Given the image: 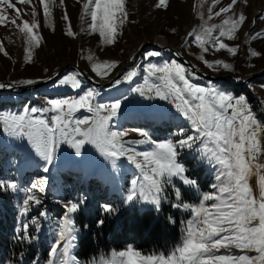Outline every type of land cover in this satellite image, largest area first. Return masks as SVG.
<instances>
[{"label":"snow or ice","instance_id":"6c2138e0","mask_svg":"<svg viewBox=\"0 0 264 264\" xmlns=\"http://www.w3.org/2000/svg\"><path fill=\"white\" fill-rule=\"evenodd\" d=\"M238 0H231L226 7L215 12L219 17L231 12ZM19 4L32 7V21L23 20L21 9L12 0H0V26H14L25 38L28 48L25 61L32 59V47L39 46L42 37L38 34L39 23L32 0H17ZM45 20L52 16L51 6L55 0H39ZM63 5L64 0H60ZM219 3V0H214ZM157 8H166L168 0H158ZM11 10L15 15L9 17ZM63 20L68 22L65 11ZM90 18V22L85 20ZM203 19V17H201ZM212 19V9L209 17ZM264 19V16H261ZM20 23H17V21ZM81 20L87 24L82 29L91 34H98L101 43L112 45L120 34L119 29L127 23L126 0H84ZM246 17L243 13L229 17L220 24L208 25L205 21L201 30L189 33L194 36L196 46L208 53L226 50L235 56L238 46H229L222 38L234 40ZM66 35L74 37L70 22ZM264 38V32H258L251 39ZM0 52L8 55L0 43ZM157 51H149L145 59L160 56ZM250 55H260L250 50ZM208 68L222 66L230 69L231 65L222 60L210 63L204 55L199 57ZM87 60L94 61L89 54ZM117 67L116 61L93 62L91 70L96 76L107 78L111 70ZM144 83L132 87L130 91L140 97L152 100L168 101L176 113L187 122V132L181 128L176 139L157 142L148 133L136 129L143 139L125 141L124 132L113 131L111 122L119 114L122 99L116 98L110 103H95L98 91L87 88L83 93L71 98L48 99L47 107H24L21 113H0V125L10 136L26 138L35 155L45 162L43 171L47 173L54 161L57 147L61 143L74 149L79 156L86 144L93 145L101 156L113 163L125 158L136 170L131 187L123 198V203L135 207L137 204L154 206L157 210L166 198V186H173L172 206L183 208L190 213L184 221L182 237L167 253L145 254L131 244L124 250H112L111 254H101L100 259L92 264H264V122L258 120L248 107L244 96L234 97L214 87H200L191 83L188 69L172 61L157 66L148 63L144 70ZM138 67L124 72L120 78L112 81V87L122 83L131 84L138 75ZM80 73L72 72L58 80L59 86L81 89L83 81ZM21 83L32 85L37 81L28 79ZM0 84V88H4ZM123 99H127L124 97ZM86 110L91 115L80 118L76 113ZM39 113H53L51 119H45ZM149 145L148 150H138L132 145ZM188 149L198 154L200 160L207 161L216 168V183L213 191L199 196L197 203L183 202L181 188L174 185V178L182 185L196 189L198 182L186 174V167L179 162V150ZM256 178L255 188L250 183ZM47 179L34 182L26 189L19 212L27 216L32 206H40L43 201L40 193L45 191ZM16 192L15 182L0 180V191ZM84 200L68 201L61 219L56 222L54 242L48 253L47 264H77L72 249L77 240V229L73 215L77 213ZM105 214H112L115 209L105 204ZM46 216L45 211L39 212ZM99 223L102 225L103 220ZM31 224L39 228L36 217ZM29 224L23 225V240H31L26 235Z\"/></svg>","mask_w":264,"mask_h":264},{"label":"rangeland","instance_id":"374dc122","mask_svg":"<svg viewBox=\"0 0 264 264\" xmlns=\"http://www.w3.org/2000/svg\"><path fill=\"white\" fill-rule=\"evenodd\" d=\"M12 2L24 13L22 19L28 20L31 23L33 19L31 15L32 7L27 4H19L17 0H12ZM83 2L84 0H64L63 5H61L60 0H55V3L51 6L52 16L45 20L39 0H32V4L35 6L37 12L35 19L39 23V28L36 31H38L42 39L38 47H32V59L30 62L25 61V50L28 48V45L25 38L18 32V29L11 25L0 26V43L3 44L5 51L8 53V55H4L3 52H0V84L26 85L21 82L28 79L37 82L48 80L56 74L63 65L70 63H77L82 66V68L95 80L107 82L123 65L132 61L136 51L143 42L155 41L156 36L159 34L166 37L168 45L177 48L198 69L207 74L224 76L233 80L242 81L254 74L264 71V38L251 39L256 33L264 32V19H261V16H264V0H238L231 12L222 14L219 17L215 16L214 13L230 4L231 0H219V3H214V0H168V6L166 8H157L155 5L158 3V0H126L128 21L119 29L120 34L117 36L116 42L112 45L102 44L98 34H91L82 30L87 28V24L81 20ZM209 8L212 9V19L210 20L208 19ZM65 11L69 17L68 22H70L72 30L75 33L74 37L66 35L68 22L64 21L62 18ZM241 13L245 15L246 20L237 32V38L234 40H228L226 37L222 38L223 42L227 43L229 46H238V51L235 56L231 55L226 50H221L219 52L210 50L208 53H203V51L196 46L194 36L189 35L194 29L199 32L201 30V25H203L205 21L208 22V25L220 24L224 19L236 17ZM8 15L9 17H13L15 13L9 10ZM201 17H203V19ZM85 20L90 22V18H85ZM17 23H20V21L18 20ZM250 50L257 51L260 55L253 57L250 55ZM149 51L160 52L164 58L168 55L167 52L160 49ZM145 52L142 53L138 64L134 66L138 67V73L141 61L142 63L146 62ZM89 54L93 55L94 61L87 60ZM201 55H204L205 59L210 63H214L216 60H222L230 64L231 68L224 69L222 66L208 68L203 61L199 59ZM158 59L160 58L156 60ZM172 59L183 65L173 56ZM105 60L116 61L117 67L111 70L107 78H101L96 76L91 70V64L97 61L102 63ZM72 72L78 71L74 69L66 70L57 80L41 87V91L39 92L33 91L24 94H15L8 91L1 92L0 102L16 100L18 97H22L24 102L3 108L0 106V113L18 114L21 113L26 106L38 108L47 107V101L42 100L44 98L46 100L71 98L82 94L83 90L87 88H95L98 93H100L96 98L99 102H103V100L113 101L120 96L122 102L129 101L128 109L122 106L119 112H123L122 115H124V112L129 110V112L125 114V116H128L129 122H127V120L123 122V116H119L115 117L110 125L113 131L127 134L123 137L125 141L143 139L136 129L148 133L151 139L157 142H161L165 139L178 138L175 134H177L181 128H185L187 132V122L184 121L182 117L177 115L173 117L171 114L170 120L176 125L174 130L171 132L169 131L163 139H155L152 136L151 131H153L156 123L149 120L155 117V113L161 110L164 111V106H162V104L165 103H163V100H157V105L148 103L136 106L141 101L148 102V99L142 98L131 91L130 93L133 95H128L127 89L138 86L137 80L140 78L139 75L133 79L131 84L125 82L117 87H112V85L108 88L96 87L91 85L81 75L80 79L83 81L81 89H72L70 86H59L57 83L58 80L64 75ZM188 72L189 77L194 82L208 83L210 87L214 88L215 85H219V82L206 80L189 70ZM219 87H221V85H219ZM253 87H255V85ZM259 96L261 99H264L262 95ZM124 97H127V99H123ZM263 99L262 101L264 102ZM34 100L36 101L35 103H33ZM131 100H134V102ZM149 101H156V99ZM95 103H98V101H95ZM247 104L250 105L251 111L255 113V105L250 101ZM138 108L140 112L137 111ZM38 115H43L45 119L50 120L53 113H50V116L49 113H39ZM85 115L88 114L76 113V117ZM258 116L259 115H257V117ZM139 119L142 120L138 121ZM262 119L264 120V118ZM132 120L139 124L130 125ZM132 147H136L138 150H148L149 145H132ZM188 158L195 159L198 163L196 165L204 166L206 170H210L214 175V183H216L215 167L209 165L207 161L200 160L198 154L191 150H179V162H184ZM183 162L181 163L184 164ZM44 166H46L45 162L35 155L34 150L31 148L26 138L17 139L15 137H10L4 131L3 126L0 125V172L4 174L2 178L0 176V180L15 182L18 186L16 192L8 190L0 191V193L6 194L11 192L15 196L12 197V199L15 198L17 200L18 226L16 231L20 234L17 237V244L20 249H22L19 255H12L8 260L9 262L4 264H47V259L49 258L48 253L55 239L54 232L56 222L62 218L65 212L64 205L68 202L61 200L59 197L65 189L71 194L70 201L84 200V203L81 205L82 207L88 200L85 192L88 180L90 177L96 176L97 179H99V182L96 180V182H94L97 195L99 196L101 194L103 197L109 199L108 197H110V195L115 194L117 197L116 201L118 203H123V198L127 195L131 187V180L135 178L134 173L136 171L125 158H120L113 163L111 159H106L101 156L97 149L90 144H86L81 154L77 156L74 149L70 148L65 143H61L57 147L53 163L47 165L49 168L47 173L43 171ZM185 167L187 170L186 165ZM44 178L47 179V183L44 185L45 191L39 194L43 203L40 206H32L27 216H21L19 209L24 196L27 194L26 189L30 187L32 183L39 182ZM175 181L181 183L178 179L174 178V182ZM250 183L255 188L256 178L253 177ZM185 187L190 188L189 186ZM211 191H213V189H211ZM124 205L129 206L125 203ZM139 205L145 208L156 209L151 205ZM50 207L54 208V212H50ZM40 211H45L46 216L40 217ZM32 217L38 219V229L36 225L31 224ZM25 223L29 224L26 235L31 238L30 241L21 239V236L25 234L23 230V225ZM75 227L78 237L81 230L76 225ZM72 254L75 256L74 248L72 249ZM110 254L111 251L108 255ZM99 259L100 257L97 261ZM76 261L77 264H82L77 258Z\"/></svg>","mask_w":264,"mask_h":264},{"label":"trees","instance_id":"16d2710c","mask_svg":"<svg viewBox=\"0 0 264 264\" xmlns=\"http://www.w3.org/2000/svg\"><path fill=\"white\" fill-rule=\"evenodd\" d=\"M152 47L146 48L145 51ZM144 51V52H145ZM259 83H264V77ZM226 89L233 90L236 94H243L248 101L255 105L259 115V103L252 93L244 87H234L231 83H219ZM43 89V88H42ZM36 92L41 89L35 90ZM18 96V95H17ZM20 96V95H19ZM22 97L16 100L1 101L0 106H14L23 103ZM36 101L34 100L33 103ZM148 123V122H147ZM149 124V123H148ZM171 120L157 124L152 132L155 139H163L169 131L174 130ZM183 162V161H181ZM187 166L186 174L198 182L196 189L186 188L182 183L174 182L176 187L181 188L183 202L197 203L199 196L212 189L214 175L206 170L204 166L198 164L195 159L188 158L183 162ZM1 178L4 174H1ZM99 182L96 176L90 177L86 187L87 202L74 214V224L81 230L74 247L75 256L82 264H91L97 260L101 254L108 255L112 250H122L131 244L134 248L145 254L167 253L182 237L184 221L190 218V213L183 208H176L172 205L176 203L173 198V186L168 185L165 189L166 199L162 201L161 207L145 208L137 204L135 207L118 203L116 195L112 194L109 199L98 196L94 182ZM13 193H0V264L9 262L12 255H19L22 249L18 246V236L16 228L18 226V209ZM63 201H70L71 194L65 189L59 195ZM108 204L115 211L112 214H105L102 206ZM50 207V212L53 211ZM100 220L104 223L101 225Z\"/></svg>","mask_w":264,"mask_h":264},{"label":"water","instance_id":"95a60500","mask_svg":"<svg viewBox=\"0 0 264 264\" xmlns=\"http://www.w3.org/2000/svg\"><path fill=\"white\" fill-rule=\"evenodd\" d=\"M148 47H152L155 49H160L163 50L165 52H167L168 54H170L171 56H173L174 58H176L180 63H182L189 71H191L192 73L196 74L197 76L204 78L206 80L209 81H213V82H221V83H231L234 87H244L250 90V92L253 94V97L259 102L260 108H261V113L264 115V104L262 102V99L260 98V96L253 91L248 84H250L251 82H255L257 81L259 78H261L262 76H264V71L262 73H257L254 74L251 77H248L242 81H237V80H233L224 76H215V75H211V74H207L203 71H201L200 69H198L184 54H182L177 48H174L172 46H163L160 45L158 43H156L155 41H145L143 42L139 49L136 51L134 58L132 59V61L126 63L125 65H123L119 71L107 82H101V81H97L95 80L93 77H91L83 68L82 66H80L77 63H70V64H65L62 66V68L60 70H58V72L56 74H54L51 78H49L48 80H44V81H38L35 84L32 85H11V84H4L5 87L4 88H0V93L4 92V91H8L11 93H15V94H24V93H30L33 92L41 87H44L50 83H52L53 81L57 80L66 70L68 69H74L76 71H78L81 76L88 81L91 85H94L96 87H102V88H107L110 85H112V81L114 79L120 78L121 75L126 72L128 69L134 67L135 65H137L138 61L140 60V57L142 55V53L146 50V48Z\"/></svg>","mask_w":264,"mask_h":264},{"label":"crops","instance_id":"0c3cea01","mask_svg":"<svg viewBox=\"0 0 264 264\" xmlns=\"http://www.w3.org/2000/svg\"><path fill=\"white\" fill-rule=\"evenodd\" d=\"M153 49H155V48H150L149 50H153ZM149 50H147L144 54H146L147 52H149ZM155 50H159V49H155ZM157 58H160V59H158V60H156ZM146 60V62H144V63H142V61H141V63H140V67H139V76H140V78L137 80L138 81V83H137V85L138 86H140V85H142L143 83H144V78H145V76H146V72L144 71L145 70V68L147 67V64L148 63H153V64H156L157 66H161V65H163L164 63H170V62H172L173 61V59H172V56L170 55V54H168L167 55V57H163L162 55H160V56H156V57H149V58H147V59H145ZM149 60H151V61H149ZM154 61H158V62H154ZM178 61V60H177ZM148 62V63H147ZM176 62V61H175ZM179 62V61H178ZM138 64V63H137ZM129 70V69H128ZM262 77H264V76H262ZM261 77V78H262ZM189 79H190V81H191V83H193V84H195V85H197V86H200V87H210V85H208V83H202V82H200V83H198V82H194V81H192V79L189 77ZM260 79V78H259ZM259 79L257 80V81H255V82H251L250 84H249V86H250V88L253 90V91H255L256 93H258V95H262L263 97H264V83H259L258 81H259ZM136 81V82H137ZM251 85H252V87H251ZM255 85V87H253ZM134 87H136V86H134ZM215 88L218 90V91H224V92H226V93H228V94H231V95H236V96H234V97H239V96H244L243 94H236L233 90H229V89H226V88H224L223 86H221V87H219V85L218 86H216L215 85ZM128 90V93H129V95H133L132 93H130V89H127ZM250 91V90H249ZM57 92V91H56ZM127 93V94H128ZM100 94V93H99ZM261 96V97H262ZM121 97V96H120ZM120 97H118V98H120ZM245 97V96H244ZM245 99H246V101H247V103H249V101H248V99L245 97ZM263 99V98H262ZM264 100V99H263ZM96 101H98V103H107V102H111L112 100H103V102H99V100L98 99H96ZM136 106H140V105H136ZM162 106H164V111H160V112H157V113H155L154 114V116L155 117H153V118H151L152 120H149V121H153V122H155L156 123V125L157 124H159V123H161V122H163V121H167V120H169V118H170V116H171V114H172V112L169 110V108L165 105V104H162ZM155 107V106H154ZM248 107L251 109V107H250V105L248 104ZM154 110V109H153ZM137 111H139L140 112V109L138 108L137 109ZM129 112V111H128ZM123 113V112H122ZM122 113H119L118 115H117V117H119V116H123V122H125L126 120H127V122H129V119H128V116H125V114H127V112H124V115H122ZM142 114H144V113H142ZM253 114L257 117V115H259V113H258V111L257 110H255V113L253 112ZM260 116V115H259ZM258 116V117H259ZM150 117H152V116H150ZM257 117V118H258ZM159 118H160V120H159ZM140 120H142V119H139L138 121H140ZM258 120H262V122H264V120L262 119V117L260 116L259 118H258ZM147 123V122H146ZM133 125V124H139V123H135L133 120L130 122V125ZM210 171V170H209ZM211 172V171H210Z\"/></svg>","mask_w":264,"mask_h":264},{"label":"bare ground","instance_id":"6f19581e","mask_svg":"<svg viewBox=\"0 0 264 264\" xmlns=\"http://www.w3.org/2000/svg\"><path fill=\"white\" fill-rule=\"evenodd\" d=\"M155 42L156 43H158V44H160V45H163V46H169L168 44H167V39H166V37L164 36V35H162V34H159V35H157L156 36V38H155ZM168 101H163V103H165L166 104V106L169 108V110L172 112V116L173 117H175L176 115L177 116H179V114L178 113H176V111H175V108L173 107V106H168V103H167ZM263 102V101H262ZM264 104V103H263ZM78 113H86V114H88V115H91L90 113H88L86 110H80ZM180 117V116H179Z\"/></svg>","mask_w":264,"mask_h":264},{"label":"built area","instance_id":"2783aa9c","mask_svg":"<svg viewBox=\"0 0 264 264\" xmlns=\"http://www.w3.org/2000/svg\"><path fill=\"white\" fill-rule=\"evenodd\" d=\"M157 100H159V99H156V101H149L148 100V102L147 101H141L139 104L138 103H136V104H138V105H142V104H151V105H157ZM132 102H134V100H131ZM168 103V106H173L172 104H170L169 102H167ZM122 106H124L125 107V109H128V107H129V101H124V102H122ZM49 116H50V113H49ZM77 118H80V117H77Z\"/></svg>","mask_w":264,"mask_h":264}]
</instances>
